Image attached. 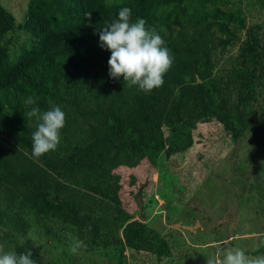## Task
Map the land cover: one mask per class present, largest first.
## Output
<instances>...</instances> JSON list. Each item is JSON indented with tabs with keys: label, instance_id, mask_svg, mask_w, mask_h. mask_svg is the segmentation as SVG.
Segmentation results:
<instances>
[{
	"label": "rangeland",
	"instance_id": "1",
	"mask_svg": "<svg viewBox=\"0 0 264 264\" xmlns=\"http://www.w3.org/2000/svg\"><path fill=\"white\" fill-rule=\"evenodd\" d=\"M0 3L22 21L27 0ZM223 4L235 22L232 28L228 25L223 38H229L231 44L219 47L215 41L217 46L212 44L209 50L203 43V31L193 17L191 22L190 13L180 7L170 8L158 33L174 57L173 67L161 88L150 93L135 88L133 95H141L136 109L132 107L134 97L123 93V78L113 80L109 76L111 53L100 50L91 53L86 64L65 66L55 74V79H47L37 101L42 112L49 109L52 101L66 114L58 149L37 161L54 173L64 174L59 178L70 186L113 203L121 202L132 218L130 221H141L166 238L171 247V255L159 259L126 249V264H206L207 257L226 246L225 241L244 248L249 255L264 246V119L244 130L237 140H232L219 121L201 120L188 139L175 144L176 150L169 158L164 153L168 148L164 139L167 130L164 128L155 136L150 126L135 122L141 110L146 112L148 104L153 103L154 93L160 92L166 83L173 85L171 89L182 83L176 84L185 70L188 82L202 85L203 90H193L194 100L204 91L213 92V81L217 80L215 85L219 89L215 92L222 95V106L225 105L222 114L240 122L246 113L245 87L240 80L255 69L253 74L249 73L252 78L246 86L251 85L260 104H264V78L258 76L264 75V56L257 58L255 67L244 56L250 51V40L260 39L264 44V0H223ZM187 21L192 23L190 27H186ZM220 35L217 33L216 38ZM120 95L126 98L118 102ZM30 107L24 106L9 118L0 116V134L34 158L32 133L37 121L27 118ZM255 114L254 111L252 115ZM137 128L140 130L136 131ZM129 129L133 135H128ZM126 140L129 149L122 152ZM140 142L142 148L138 146ZM153 142L159 148L152 147ZM177 144L184 149L178 150ZM132 146L140 151L137 155ZM233 167L239 172L232 173ZM145 202L148 204L143 207ZM115 216L113 213L106 222L113 223ZM29 219L33 225L36 216ZM174 224L193 230L175 228ZM15 225L9 229L0 221V244L6 251H11L16 242L28 239L59 264H117L119 260L118 252L111 250L79 251L72 255L68 246L43 235L36 226L23 238ZM123 226L118 227L119 238Z\"/></svg>",
	"mask_w": 264,
	"mask_h": 264
},
{
	"label": "trees",
	"instance_id": "2",
	"mask_svg": "<svg viewBox=\"0 0 264 264\" xmlns=\"http://www.w3.org/2000/svg\"><path fill=\"white\" fill-rule=\"evenodd\" d=\"M172 6L189 12L191 22L193 17L199 24L207 50L212 44L217 46L215 41L219 42V47L231 44L229 38L227 41L223 38L228 32V25L232 28L234 20L227 12L228 9H225L223 0H27L21 22L0 3V116L9 118L15 111L21 110L26 106L24 100L28 96H33L38 101L45 81L55 79V74L61 68L86 64L88 56L97 50L111 53L100 46L99 29L118 19L121 8L128 7L132 10V22L144 19L146 28H155L159 32ZM191 24L187 21L186 27ZM212 29L214 30L211 31ZM205 32H208L207 37ZM217 33L221 34L218 38ZM248 48L250 51L244 56L255 67L257 58L264 56V44L260 39L250 40ZM253 72L255 69L248 71L244 79L240 80L245 87L243 101L246 105V113L242 115L240 122L222 114L225 105L222 106V95L215 92L219 89L215 85L217 80L213 81V92L205 94L204 91L205 96L202 94L200 98H195L194 103L193 90L203 89L202 85L188 82L186 70L176 82H182L176 85V89H171L170 86L173 85L166 83L160 92L154 93L153 103L148 104L146 112L141 110L140 115L135 117V122L150 126L151 132H156L155 136L162 129L167 130L168 134L164 136L168 147L164 151L165 158L175 152L176 143L190 137L201 120L219 121L228 130L232 140H237L244 130L264 119V104H260L256 90L251 85L246 86ZM258 76L264 78L262 73ZM123 93L126 97H134L132 107L136 109L140 93L133 95L135 88L127 86ZM126 97L120 95L118 102ZM128 101L132 102L131 99ZM199 106L202 107L198 109ZM254 111L256 114L252 115ZM131 131L129 129L128 135H133ZM129 144L126 140L122 152L129 149ZM138 146L142 148L143 144L140 142ZM177 146L178 150L184 149L181 144ZM152 147H155V142ZM132 151L134 155L140 152L134 146ZM238 172V168H232V173ZM63 175L52 172L0 134L2 225L12 229L11 225L16 223L15 227L23 233V238L32 226H36L43 235L68 247L71 238H79L86 245L80 252H118L117 264H126L123 255L126 249L145 252L158 259L171 255L167 239L141 221H130L132 218L122 208L121 202L117 201V204L100 195L85 193L81 188L62 181L59 177ZM147 204L145 202L143 207ZM113 213L116 214L113 223L106 222L111 220ZM32 216H36L33 225L29 222V217ZM92 219L101 221L94 222ZM120 225H124L121 238L118 237ZM27 250L32 252L36 264H59L42 254L35 243L28 239L16 242L11 249L17 253ZM250 254H264V246Z\"/></svg>",
	"mask_w": 264,
	"mask_h": 264
},
{
	"label": "clouds",
	"instance_id": "3",
	"mask_svg": "<svg viewBox=\"0 0 264 264\" xmlns=\"http://www.w3.org/2000/svg\"><path fill=\"white\" fill-rule=\"evenodd\" d=\"M131 16L132 10L123 7L118 12V19L99 29L100 46L111 52L108 64L113 80L123 78L125 86L150 93L163 86L174 57L155 28H146L144 19L132 22ZM24 104L31 106L27 118L37 121L36 131L32 133V155L39 160L58 149L61 131L66 126V114L52 101H49V109L42 112L33 96H28ZM224 243L225 247L206 258V264H264V254L249 255L240 246H231L228 241ZM84 247L83 240L71 238L68 252L76 255ZM32 256L30 250L22 253L6 251L0 244V264H36Z\"/></svg>",
	"mask_w": 264,
	"mask_h": 264
},
{
	"label": "water",
	"instance_id": "4",
	"mask_svg": "<svg viewBox=\"0 0 264 264\" xmlns=\"http://www.w3.org/2000/svg\"><path fill=\"white\" fill-rule=\"evenodd\" d=\"M137 204L138 205H141V202L139 201V198H137ZM142 210L143 209L140 210V214H141V217L143 218L144 216L142 214ZM173 227H175V228H182V229L189 230V231H192L193 230V227L181 226L179 224H174Z\"/></svg>",
	"mask_w": 264,
	"mask_h": 264
}]
</instances>
